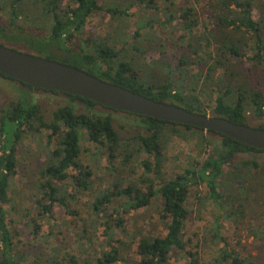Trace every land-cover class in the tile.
<instances>
[{"label": "trees", "instance_id": "16d2710c", "mask_svg": "<svg viewBox=\"0 0 264 264\" xmlns=\"http://www.w3.org/2000/svg\"><path fill=\"white\" fill-rule=\"evenodd\" d=\"M0 12L7 15L0 38L14 34L17 43H42L50 52L47 59L190 112L210 111L244 125L248 114L264 117V0H0ZM94 18L105 25V32L89 28ZM41 91L69 99L50 122L37 100H15L1 110L0 264H172L176 256L187 264H201L197 246L190 249L191 240L185 239L192 220L191 196L198 206H211L208 235L217 247L215 262L257 264L252 256L230 249L220 234V220H242L251 205L264 217V164L241 158L264 150L211 131L127 113L133 135H121L114 113L95 107L116 111L71 94ZM82 105L85 111H79ZM174 137L196 141L210 152L166 178L163 168ZM30 138L39 141L40 154L46 157L31 184V208L24 209L14 199L12 179L19 171V145ZM83 140L93 150H84ZM94 151L106 157L113 173L128 170L135 175L138 165L144 172L137 180L115 181L97 191L93 169L82 162L83 153ZM86 192L94 193V201L88 202L85 221L70 208L77 194ZM56 207L84 222L76 243L85 256L64 253L60 247L46 255L35 253L32 243L39 241L44 226L55 222ZM145 208L159 215L165 233H138L129 244L113 241L115 230L124 225L118 218L114 226V214ZM101 228L110 250L99 256L89 249ZM256 234L264 239V219ZM132 245L136 260H121Z\"/></svg>", "mask_w": 264, "mask_h": 264}, {"label": "rangeland", "instance_id": "374dc122", "mask_svg": "<svg viewBox=\"0 0 264 264\" xmlns=\"http://www.w3.org/2000/svg\"><path fill=\"white\" fill-rule=\"evenodd\" d=\"M205 5V3H204ZM257 11L255 15H257ZM7 20V15L0 12V26H4V22ZM100 19L94 18L89 21V28H96L99 33H103L104 24H100ZM127 20V18H126ZM132 20L128 19V23ZM108 21V20H106ZM133 21V20H132ZM131 21V22H132ZM105 32V30H104ZM16 35L10 34L9 39L5 37L0 38V43L13 48L15 50L25 52L32 55L41 57H48L49 49L44 44L38 42H32L31 44L17 43ZM148 60H151L148 57ZM15 100H27L30 102L38 101L39 105L42 106L44 119L48 122L52 121L54 112L69 103V99L61 94H53L31 88L19 81L8 78L0 77V115L1 110L8 106ZM95 110L104 113H114V126L118 133L121 135H133L131 123L129 119L133 120L130 115L123 114L124 112H112L100 107H95ZM79 111H85V107L80 106ZM122 113V114H121ZM209 115L212 113L209 111ZM248 125L252 127L264 126V117L257 118L252 114H248ZM125 127V128H123ZM211 137V135H208ZM39 141L30 139H24L19 145L18 160H19V171L18 174L12 179V190L14 191V199L16 202L23 206L24 209L31 208L32 193L31 184L34 180L36 169L43 165L46 156H41ZM82 147L93 150V145L87 140L82 141ZM210 152L209 148L202 150L197 146L196 141H183L177 137L171 139L169 148L167 150V161L164 166L163 172L166 178H172L180 173L181 169L188 166L191 160L201 159ZM96 155V156H95ZM142 157L141 160L145 159ZM243 159L256 160L259 163L264 164V153L259 154H246L241 156ZM82 162L89 165L94 171V187L97 191H101L107 186H112L115 181L125 180H137L142 174L143 169L141 165H138L135 175H129L128 170L123 173H113L108 170L106 157H100L97 151H94V155L83 153ZM117 166L118 164L115 163ZM120 182V181H119ZM70 190L72 189L71 182L68 181ZM204 188V187H203ZM203 190V189H202ZM71 192H74L71 190ZM94 193L86 192L77 194V199L71 203L70 210H75L78 215L86 220H89L90 213L88 212V202L94 201ZM188 208L192 211V220L187 223L185 234L187 240H191L189 248L195 250L198 248V256L201 264H221L216 263L217 247L214 246L208 235V226L212 215L210 212L211 206L206 208L198 206L196 198L192 197L189 200ZM255 205H251V209L247 210L246 216L237 222L221 219L220 223L223 227L220 230V234L228 239L229 247L231 250L235 249L243 255H250L257 264H264V239L257 237L258 227L262 224L264 217L260 214L259 209H255ZM55 222L50 221L48 225L44 226L41 236L38 238V242L34 241L32 244L35 247L36 254H47L52 248L60 247L64 250V253L78 254L83 257L85 254L82 247H78L76 241V233L79 232L80 226L84 223L79 221L77 218H73L70 213H67L65 209L56 207L54 209ZM118 218L124 219V225L115 230V236L113 241L124 242L129 244L131 238L134 235H154L160 236L165 233L162 224L159 222V215L152 211L151 208L140 209L123 213L117 216L114 214V226ZM93 220L95 217L92 218ZM92 220V221H93ZM91 222L88 221V224ZM22 227V226H19ZM103 229L101 228L94 238V245L89 249V253L101 255L103 251L110 250L108 246L109 239L102 234ZM51 233V236H47ZM139 239V238H138ZM23 240H28V236L25 235ZM115 245H117L115 243ZM88 243H86V246ZM88 249V247H87ZM136 246L132 245L131 249L125 248L121 260L130 259L136 260ZM34 253V252H33ZM117 264H127L126 262H119ZM128 264H131L130 262ZM172 264H187L186 259L183 257L176 256L172 259Z\"/></svg>", "mask_w": 264, "mask_h": 264}, {"label": "water", "instance_id": "95a60500", "mask_svg": "<svg viewBox=\"0 0 264 264\" xmlns=\"http://www.w3.org/2000/svg\"><path fill=\"white\" fill-rule=\"evenodd\" d=\"M0 74L32 88L85 98L116 112L151 117L166 123L211 131L247 146L264 150V129L223 117L190 112L103 81L84 70L0 43Z\"/></svg>", "mask_w": 264, "mask_h": 264}]
</instances>
